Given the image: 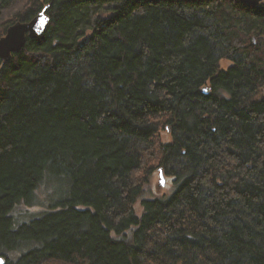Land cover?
I'll use <instances>...</instances> for the list:
<instances>
[{
    "label": "trees",
    "instance_id": "16d2710c",
    "mask_svg": "<svg viewBox=\"0 0 264 264\" xmlns=\"http://www.w3.org/2000/svg\"><path fill=\"white\" fill-rule=\"evenodd\" d=\"M48 5L0 59L4 264H264V1L0 0V38Z\"/></svg>",
    "mask_w": 264,
    "mask_h": 264
},
{
    "label": "water",
    "instance_id": "95a60500",
    "mask_svg": "<svg viewBox=\"0 0 264 264\" xmlns=\"http://www.w3.org/2000/svg\"><path fill=\"white\" fill-rule=\"evenodd\" d=\"M252 6L260 5L264 0H239ZM48 6H45L35 17L29 21H17L8 27L6 34L0 38V59L9 62L14 54L20 53L25 47L28 39L41 38L50 23V16L47 13ZM160 171L159 186L163 187L166 177L162 169ZM0 255V264L5 263Z\"/></svg>",
    "mask_w": 264,
    "mask_h": 264
},
{
    "label": "rangeland",
    "instance_id": "374dc122",
    "mask_svg": "<svg viewBox=\"0 0 264 264\" xmlns=\"http://www.w3.org/2000/svg\"><path fill=\"white\" fill-rule=\"evenodd\" d=\"M221 66H223V68H227L231 66V63L228 60H223ZM162 139L165 141H170V137L165 132L162 134ZM159 180H160V173L158 169L154 170L151 175L149 174L148 182L145 186L146 187L145 196H152V195L163 196L169 194L172 191L173 187L169 177L166 176V183L163 187L159 186ZM46 191H47V196L51 197L52 199H57L59 197L66 196L67 194L65 188H59L56 186V184H52V186H50V188H48ZM39 193H40L39 200H41L44 194L43 192H41V190L39 191ZM135 207H136V212L141 215L143 212L142 198L138 199L137 205ZM40 208L41 207L39 206L38 207L35 206V207H31L30 209L32 211H35Z\"/></svg>",
    "mask_w": 264,
    "mask_h": 264
}]
</instances>
